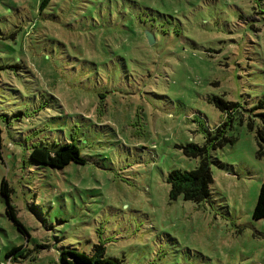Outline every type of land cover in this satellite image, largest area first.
I'll return each instance as SVG.
<instances>
[{"label": "rangeland", "instance_id": "obj_1", "mask_svg": "<svg viewBox=\"0 0 264 264\" xmlns=\"http://www.w3.org/2000/svg\"><path fill=\"white\" fill-rule=\"evenodd\" d=\"M44 1L0 0V182L28 233L0 195V264L99 242L121 264H264V0ZM70 142L87 164L29 161ZM191 145L212 173L203 204L169 197Z\"/></svg>", "mask_w": 264, "mask_h": 264}, {"label": "trees", "instance_id": "obj_2", "mask_svg": "<svg viewBox=\"0 0 264 264\" xmlns=\"http://www.w3.org/2000/svg\"><path fill=\"white\" fill-rule=\"evenodd\" d=\"M47 1L45 0L43 3H47ZM2 69L0 66V79ZM215 102L217 109L222 113L230 111L232 115L239 108L238 103L226 102L221 99H215ZM258 138L261 139V135ZM257 145L259 147L257 157L261 158L264 156V151L260 141H257ZM184 153L189 157L199 158V164L190 171L172 169L169 172L167 178L170 185L169 197L175 200L181 196L185 201L203 204L210 196V185L213 182L207 152L205 147L191 145L185 149ZM29 161L34 166L56 170L64 169L71 163L76 165L87 164L86 159L81 155L80 148L74 142L60 145L56 149H51L44 144H35L31 148ZM0 195L6 204L5 214L7 218L11 220L21 234L28 235L25 227L17 217L15 206L11 200V189L4 178L0 182ZM252 219H264V182L260 186L252 211ZM23 252L24 250L20 247H13L5 253V259L10 262L16 261L19 256L23 255ZM58 261L60 264H121L119 260L106 256L105 247L101 242L94 244L90 253L75 249H64L60 252Z\"/></svg>", "mask_w": 264, "mask_h": 264}, {"label": "water", "instance_id": "obj_3", "mask_svg": "<svg viewBox=\"0 0 264 264\" xmlns=\"http://www.w3.org/2000/svg\"><path fill=\"white\" fill-rule=\"evenodd\" d=\"M146 37L149 43L153 42V38L149 33H146Z\"/></svg>", "mask_w": 264, "mask_h": 264}]
</instances>
